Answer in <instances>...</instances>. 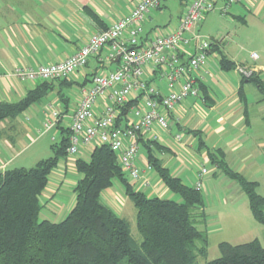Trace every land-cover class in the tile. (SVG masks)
Wrapping results in <instances>:
<instances>
[{"label": "crops", "instance_id": "crops-1", "mask_svg": "<svg viewBox=\"0 0 264 264\" xmlns=\"http://www.w3.org/2000/svg\"><path fill=\"white\" fill-rule=\"evenodd\" d=\"M140 1L0 0V103L18 102L39 85L37 82L21 80L16 77L14 75L16 69H36L39 66L57 64L68 59L80 48L86 46L93 33L104 31L128 15ZM169 1L164 0L161 9L154 10L148 15L145 24L147 37L151 38L167 33L168 24L166 26H151L148 31L146 27H149L150 23L157 19V14H164V9L168 7ZM226 1L215 0L216 5L221 3V12ZM182 2L185 3V0ZM183 13L178 15V19ZM230 13L234 18L243 20L244 23H248V16L253 21L257 19L264 22V0H246L243 4L232 7ZM205 20L206 18L203 22ZM199 29L200 25L197 31ZM215 44L216 47L210 53L207 67L201 72L204 77L201 82L204 89H202L200 98L189 99L178 105L170 118L171 134L155 129L160 138L159 146H150L152 154L156 158L158 157L154 150L161 155V158L158 159L163 168L169 170L172 176L180 178L184 184L194 188L199 181L201 172L198 169L195 170L194 159L199 161L203 168H206L208 165H212L209 152L221 153L226 163L235 172L248 179L247 175L244 174L245 170L249 168L255 173L259 165L256 154L257 156L260 155V150H263L264 153V135L250 130L253 114H255L252 109L254 107H263L259 111V121L264 127V113H262L264 112V96L253 84L243 83V77L238 74L235 68L229 71L223 70L221 59L224 57L230 60L235 64V67L242 65L253 69L263 81L261 74L264 72V65L258 63L259 56L257 60H252L251 53L248 58L249 61H247L240 50L236 52L227 47L223 52V44L219 42H215ZM115 67L116 65L113 64L103 67L97 58H92L90 65L76 76L67 80L66 83L55 82L41 101L32 105L15 119L0 124L2 132L0 137V174L9 170L16 159L20 158L36 143L30 136L27 130L29 126L26 123L37 121L38 125H44L49 117L48 108L57 109L63 113V117H61L58 125L50 131L61 134L62 139V129H68L71 125V116L79 103V90L86 77L106 68L113 69ZM230 73L233 76H229ZM249 84L259 93V98L256 97L255 99L254 94L246 92V88H248L246 85ZM160 86L163 87V84L160 83ZM62 96L65 101L62 100ZM250 96H254L255 101L250 102ZM262 132L264 134V131ZM178 134L182 136L181 142H176L174 139V135ZM54 137L56 138V136ZM148 142L150 141L143 140L141 142L146 152L141 154L139 151L137 161L144 170L150 165L149 151L144 146ZM92 150L90 147L82 148L76 157V161L68 160L70 165L67 163L60 164V161L61 169L57 170V168L51 173L49 184L41 195V203L45 209L43 216L46 220L59 223V220H63L73 209L76 196H73L72 200L68 199L64 202L59 201L57 196L60 188L67 181V170L73 168L71 163L76 167L78 160H89L93 153ZM261 156L264 155L261 154ZM235 164L238 167H233ZM263 165V163L260 164V168ZM176 167H180L182 170L179 169V172L174 174ZM75 170L77 171V168ZM153 171L155 172L154 176L147 171L145 173L150 182L152 177L155 180L153 185L151 182V190L147 191L148 189H146L143 192L150 197L161 198L167 194L168 188L157 172L154 169ZM221 175L235 182L214 166L213 170L208 171V174L202 177L201 192L207 191L212 181L216 178L220 179ZM61 183L62 185H59ZM71 184V187L74 188L77 182L74 181ZM120 185L122 186V184ZM123 190L122 192L113 184L102 195V201L111 209L117 208L114 207L115 204L119 205V212L114 211L120 214L124 212V195L131 200L124 187ZM62 197L65 196L62 195Z\"/></svg>", "mask_w": 264, "mask_h": 264}, {"label": "trees", "instance_id": "trees-1", "mask_svg": "<svg viewBox=\"0 0 264 264\" xmlns=\"http://www.w3.org/2000/svg\"><path fill=\"white\" fill-rule=\"evenodd\" d=\"M215 47L213 44L210 53ZM221 67L229 71L235 64L223 57ZM54 83L41 82L20 101L0 103V124L41 101ZM243 83L253 84L264 96V81L258 74L243 78ZM200 87L204 89L202 84ZM62 130L61 141L51 146L50 158L30 169L15 168L0 174V264H197V257L207 255L208 234L197 227L198 221L206 222L204 196L201 190L184 184L163 168L150 148L159 146L158 142L144 145L149 163L182 202L150 197L137 189L122 171L117 156L102 146L89 160L76 162L80 174L74 187L76 201L65 219L59 223L40 221L41 195L51 173L68 156L70 131ZM209 156L212 166L238 183L254 219L264 225V196L258 193L259 184L235 172L223 154L209 152ZM115 180L122 184L137 210V229L143 238L140 244L129 223L102 201L103 192ZM219 247L222 256L207 264H264V246L259 240L240 245L221 243Z\"/></svg>", "mask_w": 264, "mask_h": 264}, {"label": "built area", "instance_id": "built-area-1", "mask_svg": "<svg viewBox=\"0 0 264 264\" xmlns=\"http://www.w3.org/2000/svg\"><path fill=\"white\" fill-rule=\"evenodd\" d=\"M246 0H227L223 13ZM164 0H141L126 16L104 31L93 33L86 46L68 59L38 68H18L15 76L31 82L69 80L97 58L100 65H116L86 77L79 90V103L71 116L68 156L77 157L82 148L108 147L116 156L122 171L139 190L151 187L146 170L138 165L143 140L158 142L155 129L171 134V114L189 99L200 98L201 82L214 41L202 36L198 26L215 10V0H185V10L176 25L156 37L145 35L148 15L162 7ZM188 49V50H186ZM252 60L258 55L251 54ZM238 74L249 79L251 68L238 65ZM163 84V87L160 86ZM125 111V113H124ZM49 117L43 132L52 130L63 113L48 108ZM131 116V117H130ZM182 141L180 134L174 135ZM56 138L53 137V141ZM203 168L197 190H201Z\"/></svg>", "mask_w": 264, "mask_h": 264}, {"label": "rangeland", "instance_id": "rangeland-1", "mask_svg": "<svg viewBox=\"0 0 264 264\" xmlns=\"http://www.w3.org/2000/svg\"><path fill=\"white\" fill-rule=\"evenodd\" d=\"M168 7L164 9L163 15L157 14V19L150 23L149 27H146L147 31L151 26H166L176 25L178 20V15L183 13L185 9V3L182 0H170L168 2ZM235 7V6H233ZM231 10V9H230ZM229 10V13H230ZM224 14L221 12V3H218L215 6V10L207 15L205 22L200 24L199 33L210 41L219 42L223 44V52L227 47L232 48L236 52L240 50L243 57L247 60L250 54L255 53L259 56L258 63L264 65V22L263 20L253 21L250 16H248V23H244L243 20L234 18L232 13ZM209 61V60H208ZM262 77L264 79V72H262ZM229 76H233L232 73ZM246 92L260 97L259 93L255 90L253 86L246 85ZM254 96H250V102L255 101ZM255 112L253 114V122L251 124L250 130L259 132L260 135H264V127L259 121V111L263 107H254L252 108ZM264 113V112H262ZM27 130L32 136V139L36 141L30 149H28L20 158L16 159L15 163L10 166V169L15 168H33L38 161L45 160L50 158L53 155L51 146L55 143L61 141V134L55 133V131L43 132V125L33 121L32 123H26ZM262 132V133H261ZM56 136V140L53 141V137ZM29 141V140H28ZM30 142V141H29ZM28 142V143H29ZM27 143V144H28ZM260 155L257 156L256 160L258 161L257 171L252 172L251 169L245 170L244 174L247 175L250 181H256L259 183L258 193L264 196V165L260 168V164H264V155L263 150H260ZM145 149L141 146L140 153L145 154ZM154 153L158 158H161L158 151L154 150ZM196 156V155H195ZM68 160H75L76 157L67 156L64 161L61 160L60 164H69ZM58 166L57 170H60L62 165ZM73 168L67 170V181L60 188L59 195L57 199L59 201H67L68 199L72 200L73 196L75 197L74 188H72V182L78 181L80 174L75 170V165L71 163ZM236 165V164H235ZM233 167H238V165ZM195 170H202L203 166L199 164V161L194 159ZM214 166L208 165L205 169L208 171L213 170ZM180 167H176L174 174L179 172ZM152 176L155 172L152 170ZM157 178V177H156ZM152 179V185L154 183V178ZM185 182V180H184ZM186 183V182H185ZM59 185H62L59 184ZM114 187L120 189L122 192L123 187L120 185L118 180L114 181ZM149 188L147 191H150ZM167 194H165L163 199H169L176 202H182L180 196L172 194L167 189ZM107 191H104L105 194ZM61 194V195H60ZM102 194V195H103ZM124 194V193H123ZM65 196V197H62ZM202 195L205 200V213H206V222L198 221L197 227L201 231H206L208 234V248L207 255L205 257L199 256L196 259L197 264H207L208 262L214 261L222 256L220 250L221 243H229L231 245H240L252 242L254 240H259L264 246V225L259 224L252 216V213L249 209L248 198L246 194L240 189L238 183L232 182L227 179L224 175H221V178H216L210 184L208 190H203ZM124 212L123 214L118 213L119 205L115 204L114 210L118 211L117 213L125 218L131 228L132 235L136 242L140 244L143 241L142 236L139 234L137 229L136 214L137 211L134 207V204L125 197ZM42 202V201H41ZM54 205V204H53ZM45 209L40 215V221L46 220L44 218ZM65 218H63L64 220ZM59 220V222L63 221Z\"/></svg>", "mask_w": 264, "mask_h": 264}]
</instances>
